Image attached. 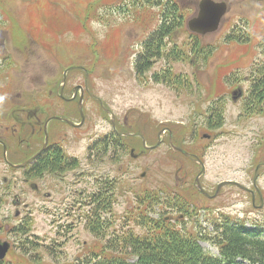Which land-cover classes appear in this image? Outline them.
<instances>
[{"label":"rangeland","instance_id":"rangeland-1","mask_svg":"<svg viewBox=\"0 0 264 264\" xmlns=\"http://www.w3.org/2000/svg\"><path fill=\"white\" fill-rule=\"evenodd\" d=\"M171 1L183 18L182 25L166 37L161 57L136 77V54L144 52L145 41L160 26L163 2L0 0V82L7 61L8 84L13 87L8 99L15 100L0 104V124L9 119L10 108L16 112L20 106L33 107L21 111L25 127L16 133L28 139L29 154L41 146L46 120V141L59 140L65 154L77 158L76 166L61 174L60 170L55 174L44 171L41 177H29L6 162L20 163L28 155L14 152L16 135L4 136L0 129V138L8 145V159L1 155L0 145V240L10 243L0 259L3 264H82L100 254L108 242L111 245L103 255H111L113 241L127 253H122L125 258L135 262L122 246L123 237L150 232L152 219L198 234L197 244L208 255L220 258L213 238L231 224L229 219L242 218L248 206L240 201L244 199L241 191L239 195L224 186L223 199L217 195L209 198L195 183L213 194L221 181L247 182L249 162L258 146L264 145H258V141L264 142V112L237 120L235 113L242 104L228 101L220 133L206 128V106L220 89L232 88L228 86L234 83L225 77L247 73L251 78L250 68L264 65V0H215L225 1L228 10L219 29L206 35H197L186 26L187 19L196 14L199 0ZM233 31L248 36L247 41H227ZM176 47L186 58L172 55L171 48ZM208 49L212 52L201 67L191 65L198 52ZM69 65L75 69L67 76L64 95L69 97L71 87L86 80L90 92L109 113L96 98L87 96L82 110L76 99L59 98V82L65 80L63 70ZM167 72L182 74L187 82L168 83L152 77ZM237 87L248 84L240 82L232 90ZM64 117L79 125H69ZM126 118L130 127L116 130L140 133L147 145L154 146L145 147L140 138L130 135L117 141L100 139L112 132L111 122L118 125ZM169 135L175 145L199 158L194 162L172 150ZM97 139L108 145L105 152L94 143ZM184 176L185 182L177 184ZM98 178L116 181L111 210L100 213L106 220L102 236L85 226V218L93 215L86 202L88 195L97 192ZM142 198H146L143 203ZM20 225H27V232L19 231ZM51 246L58 251L50 252Z\"/></svg>","mask_w":264,"mask_h":264},{"label":"trees","instance_id":"trees-1","mask_svg":"<svg viewBox=\"0 0 264 264\" xmlns=\"http://www.w3.org/2000/svg\"><path fill=\"white\" fill-rule=\"evenodd\" d=\"M147 1L149 2L150 0ZM151 1L157 4L163 2L160 12L162 22L157 30L153 31V33L149 35L148 40L145 41L144 52H140L136 56L137 58L134 62L136 77H141L143 75L152 65V60L161 57L162 48H164L166 44V37L173 35V32L178 29L177 27H180L183 22V18L178 15V8L173 1ZM247 39L248 36L238 34L237 31H233L227 35V41H231V43H243L247 41ZM211 50L212 49L202 51L201 56H204L206 59V56L211 54ZM177 51H179L177 47L176 49L174 48V50L171 49L172 55L186 58L184 54ZM172 59H174V57H172ZM262 67H264V65ZM157 74L158 73H154L152 77H154V79L157 78L158 81H167L168 83L187 82L182 74L170 72L160 76H157ZM254 81L255 79L253 78L252 82ZM252 84L251 91L254 93V97H262L264 93L262 81L258 82L256 80L255 83ZM207 112L208 114L205 119L206 128L215 129L219 126L218 124L222 123L221 114L214 109L213 105L208 107ZM100 139L105 141V138ZM94 143H98V147H101L100 150L102 152L108 149V145L104 144L99 139L95 140ZM76 162L77 160L75 158L66 157L59 145L51 144L42 157L38 156L34 160L29 168V176L39 177L43 175L44 171L54 173L59 170V174H61L67 169L74 168ZM96 184H98L97 192L88 195V202H86L91 205L90 213L93 215H88L85 218V226L95 235L102 236L99 234L102 232L104 228L103 223H105L106 220L105 218H101L100 213L110 212L111 210L114 196V181L108 178H98L96 179ZM145 199L146 198H142V203ZM149 209H151V207ZM144 215H146V212ZM152 220L153 227L150 232L145 233L143 236H134L128 233L123 237L122 242L125 245H122V243L121 245L127 247L128 252L136 258L135 262H131L128 258H125L122 253L126 255L127 253L117 249L115 241H113L114 247L110 248L111 255H103L104 250H107L106 248L111 245L110 242H108L101 249L100 254L93 255L91 261L87 259L82 264H264V237L253 235L240 224L237 225L232 223L229 226H225L223 230L219 229L216 236L213 238V243L218 247L220 252V258H216L208 255L197 244L198 234L195 235L183 230H177L175 227L165 224L162 219ZM27 227V225H20L18 230L21 231L26 229L24 232H27ZM24 246V249L29 248L27 245ZM48 249L52 253L58 251L52 246ZM22 253H25V250ZM0 264H3L2 260H0Z\"/></svg>","mask_w":264,"mask_h":264},{"label":"flooded vegetation","instance_id":"flooded-vegetation-1","mask_svg":"<svg viewBox=\"0 0 264 264\" xmlns=\"http://www.w3.org/2000/svg\"><path fill=\"white\" fill-rule=\"evenodd\" d=\"M201 52L202 51H200L194 57L195 58L194 60H190V63H192L191 65L200 66V64L203 63V61L205 60V57L201 56V54H202ZM73 69H75L74 66L69 65V66H66L65 69L63 70V75H65V80L61 81V83L59 82V85H60V87L58 89L59 98L63 101H68V102H73V100L76 99L77 105L80 101L83 104V101L87 96L95 99L96 97L93 93L90 92L89 87L86 83V80L84 81L83 85L79 84V83H75L71 87V95L69 97L64 95V89L66 86V82H68L67 76L71 77L70 75L72 74ZM249 71L250 72L253 71V75L251 76V78H250V74H247V73H245L243 75L240 74L237 77H231V76L225 77V79L227 81H229L230 83H234L233 85L228 86V87H232V88L229 90L227 89L225 91H222L220 89L218 92H221V93H217V92H216L217 94L214 93L215 94L214 96H216V97L211 99L207 104V105H213L214 109L217 110V112L219 114H221L220 117H221L222 123L218 124L219 126L216 127L217 131L220 133L223 131V126H224L225 120H226V111L222 110V106L226 105L228 101L236 103V101L239 100V102L242 104L240 109L239 110L237 109V112L235 113V117L237 120L244 119V118H250L254 114H260V113L264 112V93H263L262 97L255 98L254 93L251 91L252 85H253L252 83H255L256 80L258 82L262 81L263 90H264V67H259V66L251 67ZM68 72H69V75H68ZM227 74H229V73H225V75H227ZM9 75H10L9 63H7V61H6L4 64V71H3V74L1 77V82H0V95H6L7 99L2 104H4V103L10 104L12 102H15V100L9 101V99H8L9 96L12 94V91H13V87L10 88L9 84H8ZM253 78L255 79V81L251 82V79L253 81ZM240 82L247 83L248 87L240 88V90H238L236 92V94H238V92L241 91L240 95L236 99H234V96H237V95H234L232 93V89L235 86L240 85ZM230 96L232 97V99H229ZM67 98H71V99H67ZM96 99L99 100L100 105L103 106L101 99H99V98H96ZM4 107L6 109H9L8 106H4ZM206 108H207V106H206ZM10 109H11L10 113H8L9 119L5 122V124L4 123L0 124V129H1L2 135H4V136L9 135V136L14 137L17 132L22 131L23 128L25 127L24 126L25 120L22 119L23 113L21 114V111L22 110L28 111L29 109L32 110L33 107L24 109V108H22V106H20L17 108L16 112H13L14 111L13 108H10ZM30 118H31V114L28 112L27 119L29 120ZM69 121L73 125L78 124V123H75L71 120H69ZM47 123L48 122L45 120L44 124H43V138H44V140H43L41 146L38 149H36L32 154H29L31 147H30L28 139H24V138L20 137L19 135H16V142H15V146L13 147V148H15L14 152H16L18 154H22V157L25 155H28L25 158H23V161H21L20 163H16V164L20 165V164L25 162L22 165L21 169H23V173L27 176L30 175L29 168L32 165V163L34 162V160L38 156L42 157L43 154L45 153V151L48 150V148L51 144L59 145L62 152L64 153L63 146L59 140H55L52 143L51 142L48 143V140L46 141V139L48 138V134H49ZM111 124L113 126L112 132H110L107 135L105 140H107V138H109L111 141H117L121 137H125V136L130 135V136H133L135 138H140L141 142H142V139L144 137L140 133L133 132V131L127 130V129L126 130H116V128L118 129V127H120V128L130 127V123H129V121H127V118L124 121L119 122L118 125L114 124V122L113 123L111 122ZM145 141H146V139H145ZM259 144H264V142L258 141V145ZM0 145H1V155L4 158L8 159V157H7L8 145L6 143H4L1 138H0ZM151 145L152 144H150L148 146L151 147ZM145 150L146 149H142V151H145ZM38 152H39V154H37ZM192 154H193V156L188 157L191 160L194 161L195 159L199 158L198 155H196L194 153H192ZM254 155H256V156L254 157V159L252 161L249 162V165H248V168H250V173H248L246 176L247 182L239 180V179H232V180H225V181H228V183L224 184L221 181V182L217 183V186L215 188L214 193L216 192V195H217L216 198H222L223 199L225 197V188H223L224 186H228L231 190H236L237 193H238V191H241L244 195L243 196L244 199H241L240 201L242 203H245L248 206V208L243 212L242 218H232V219H229L228 217L227 218L229 219L231 224L232 223H235L237 225L240 224L247 231H249L248 228H251V233L255 232V233H257L258 236H264V213L263 214H257L256 216L254 213V212L260 213L264 210V145L258 146L257 153ZM69 157L75 158L77 160V158L74 156L69 155ZM193 157H195V158H193ZM8 160H6V162L9 165L13 164ZM177 175H178V171L175 172V176H177ZM29 177H33V176H29ZM39 177H41V176H39ZM111 180L114 181V179H111ZM184 180H186L185 176L179 177L178 181L176 183L177 184L184 183L185 182ZM243 183H245L246 185H243ZM115 184H116V181L114 182V185ZM218 184H220V185L218 186ZM195 185H196V183H195ZM34 188L36 189V186ZM203 190H204V193L203 192H201V193L205 197L210 198L214 194V193L210 194L204 188H203ZM236 196H238V195H236ZM238 200L239 199L236 198V201H238ZM260 219H262V220H260Z\"/></svg>","mask_w":264,"mask_h":264},{"label":"water","instance_id":"water-1","mask_svg":"<svg viewBox=\"0 0 264 264\" xmlns=\"http://www.w3.org/2000/svg\"><path fill=\"white\" fill-rule=\"evenodd\" d=\"M228 9V5L225 1L215 0H199L197 3L196 14L187 19L186 25L191 32L205 35L218 30L221 25L222 17ZM64 81V80H63ZM236 90L233 91L234 99L240 95V91L236 94ZM81 101L79 102V108H81ZM105 110V109H104ZM83 116V113H82ZM66 122H71L67 118H63ZM168 144L174 151H181L184 155L190 157L191 155L183 151L180 147L173 144L172 139H168ZM39 153V152H38ZM25 163V162H24ZM24 163L20 164L23 165ZM200 163V162H199ZM203 166L196 176V180L202 174ZM197 188L203 191L200 184L197 182ZM10 243L7 240H0V259H3L8 251Z\"/></svg>","mask_w":264,"mask_h":264},{"label":"clouds","instance_id":"clouds-1","mask_svg":"<svg viewBox=\"0 0 264 264\" xmlns=\"http://www.w3.org/2000/svg\"><path fill=\"white\" fill-rule=\"evenodd\" d=\"M7 99L6 95H0V104H2Z\"/></svg>","mask_w":264,"mask_h":264},{"label":"bare ground","instance_id":"bare-ground-1","mask_svg":"<svg viewBox=\"0 0 264 264\" xmlns=\"http://www.w3.org/2000/svg\"><path fill=\"white\" fill-rule=\"evenodd\" d=\"M227 10H228V9H227ZM226 13H227V11L225 12V14H226ZM225 14H224V15H225ZM224 15H223V17H222V20H223V18H224ZM221 24H222V22H221ZM220 26H221V25H220ZM218 29H219V28H218Z\"/></svg>","mask_w":264,"mask_h":264}]
</instances>
